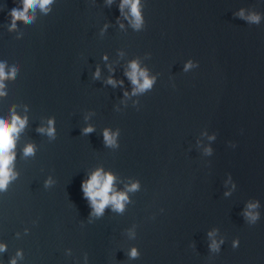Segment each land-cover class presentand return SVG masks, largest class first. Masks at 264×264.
Masks as SVG:
<instances>
[{
    "label": "water",
    "instance_id": "1",
    "mask_svg": "<svg viewBox=\"0 0 264 264\" xmlns=\"http://www.w3.org/2000/svg\"><path fill=\"white\" fill-rule=\"evenodd\" d=\"M132 2L52 0L13 27L24 0H0V116L26 119L0 264H264V0H139V26ZM97 171L123 211L95 213Z\"/></svg>",
    "mask_w": 264,
    "mask_h": 264
},
{
    "label": "clouds",
    "instance_id": "2",
    "mask_svg": "<svg viewBox=\"0 0 264 264\" xmlns=\"http://www.w3.org/2000/svg\"><path fill=\"white\" fill-rule=\"evenodd\" d=\"M52 2V0H24V8L23 10H12V18H13V27H15V22L18 20H24L26 23L31 22V16L28 13L29 8H35L37 5L41 9H46L47 6ZM130 0H124L125 4H128ZM139 0H135L132 2V15L136 18L137 26H139L141 22V16L138 9ZM252 22L258 23L260 17L258 15H253L249 17ZM191 65H189L190 67ZM132 71L129 73V76L132 79L133 84L138 85V90L143 91L152 86L153 80L147 77L146 72L139 71L136 63L131 65ZM16 69L13 68L10 73L5 72V66L0 64V81L7 79L9 75L15 76ZM98 75V73H97ZM138 76L144 77L143 83H139ZM113 83V81H109ZM4 87L3 83L0 82V89ZM0 95H3L0 92ZM52 121H49V127L47 129L41 128L39 131L47 132L49 136L54 135V128L51 127ZM26 125V119H21L17 115H13L12 122L9 123L8 119L4 116H0V190H5L9 181L13 178L11 165L15 159V154L13 149L15 148L16 136L21 129H23ZM86 133L93 131L91 127L84 130ZM105 140L109 145L115 143V139L112 135L109 134L108 131H105ZM25 155H33L34 154V146L28 145L25 150ZM114 177L111 174H102L101 171H97L94 173L91 178L84 184L83 189L85 196L91 201L95 213L97 215H101L106 206L112 204L115 210L123 211L124 201L127 200V196L124 193H118L109 195L113 188ZM137 185H132L129 190H135ZM257 205L250 204L249 208H255ZM246 215L251 219L252 222H255L258 218L257 214H253L252 212L246 213ZM213 248H218V245L213 243ZM0 250H3V246H0ZM138 255L137 251L133 249L130 253L132 258H135ZM12 264H16L15 260L12 261Z\"/></svg>",
    "mask_w": 264,
    "mask_h": 264
}]
</instances>
